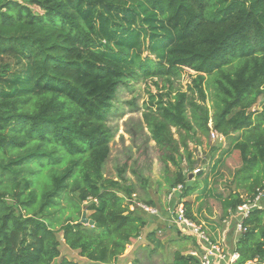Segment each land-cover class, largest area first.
<instances>
[{
	"label": "trees",
	"instance_id": "16d2710c",
	"mask_svg": "<svg viewBox=\"0 0 264 264\" xmlns=\"http://www.w3.org/2000/svg\"><path fill=\"white\" fill-rule=\"evenodd\" d=\"M140 35L150 40L153 59L136 51ZM183 68L195 73L190 90L201 102L204 85L212 87L211 130L207 107L185 93L151 101L144 123L165 152L162 162L178 169L170 183L182 185L177 206L212 244L228 247L223 233L211 238L191 213V152L170 129L193 137L195 126L223 142L210 171L227 169L226 159L239 154L234 176L246 198L215 192L206 177L200 190L220 205L233 233L236 207L264 191V0H0V264H117L148 221L160 223L128 209L133 193L121 178L103 176L112 139L107 121L119 88ZM262 196L242 219L245 230L227 255L238 254L233 264H264ZM82 206L94 226L79 223ZM154 236L146 240L154 243ZM61 243L85 262L62 255ZM199 255L174 252L173 264H199Z\"/></svg>",
	"mask_w": 264,
	"mask_h": 264
},
{
	"label": "rangeland",
	"instance_id": "374dc122",
	"mask_svg": "<svg viewBox=\"0 0 264 264\" xmlns=\"http://www.w3.org/2000/svg\"><path fill=\"white\" fill-rule=\"evenodd\" d=\"M34 11L38 12L39 10L34 8ZM125 13L121 12L120 14L124 16ZM134 27L138 30L142 24L137 22ZM136 51L142 58H154L150 51V40L143 35L138 38ZM193 78H195V73L183 68L176 76H171L168 79L154 77L130 81L127 87H121L116 92L113 100L115 110L109 115L107 121V126L112 132V139L109 143L108 158L102 168L103 176L113 180L121 178L122 183L130 186L136 200L141 203L150 200L159 210L165 209V196L170 190V183H173L178 169L171 161L162 162L161 157L165 152L160 150L152 141L144 123L143 114L147 113L148 108H153L150 104L151 101L156 103L160 98H171L177 93H185L190 100L207 107L210 117L208 127L211 130V117L214 113L212 87L204 85L206 98L205 102H201L198 95L190 90ZM205 78L208 79L207 76ZM260 103L258 102L252 110L258 109ZM187 117L192 122L190 107H187ZM194 128L196 134L193 137H187L184 131H178L176 128L170 129L173 139L177 143L182 144L184 142L187 144L188 150L191 152L193 169L199 170L198 173L193 174L195 175L194 179L189 180V182L191 181L189 185H194L196 190L185 200L190 202L192 215L205 224L211 238L218 240L223 233L228 245L223 249L226 255H229L240 232L235 229L231 233L229 222L225 221L229 226L222 222L220 205L215 200L202 196L200 190L204 184L203 179L206 177L209 187L215 192L222 195L233 192L240 194L242 198H246V188L234 176V172L241 166L240 157L237 152H234L225 161L227 169L219 165L210 171L209 166H211L219 149L215 152L214 150L223 145V142H217L212 139L210 133L204 135L195 126ZM179 152L182 154L183 149L180 148ZM181 166L183 167L182 173L188 175L185 163H182ZM261 195H263L264 201V191L261 192ZM62 205L66 206L64 201ZM83 207L80 210V218ZM128 209L130 210L129 206ZM89 215L90 212L86 211L87 219ZM232 216L234 215L231 214ZM147 225V229L145 228L142 233L156 229L155 242L146 241L143 236L142 241L137 242L133 248L126 247L123 258L117 264H173L172 255L174 252L188 255L191 250L195 251L192 240L187 239L186 235L184 237L178 235L170 221H160L159 223L150 220ZM155 226L158 228H154ZM61 254L73 261L85 262L76 251L69 250L62 243ZM57 262L58 260H55L54 264Z\"/></svg>",
	"mask_w": 264,
	"mask_h": 264
},
{
	"label": "built area",
	"instance_id": "2783aa9c",
	"mask_svg": "<svg viewBox=\"0 0 264 264\" xmlns=\"http://www.w3.org/2000/svg\"><path fill=\"white\" fill-rule=\"evenodd\" d=\"M212 139L214 140L215 134L210 133ZM199 170H194L193 174L198 173ZM182 191V185H176L171 188L165 196V213L167 216L161 218L159 209L149 207L141 202H137L135 195H132L133 200L129 205L130 211L134 210V206L140 208L145 213L151 216L160 217L162 220L170 221L174 227L181 231L182 235H188L194 239L200 247V255L192 253V255H199L200 262L199 264H233L238 259V254L233 252L229 257H227L223 247L216 244H212L209 240V236L199 225L193 223L186 217L185 208L182 206H177L178 202L182 201L179 197ZM261 194L259 193L252 202L246 201L243 204L236 207L235 215V229L237 232H242L245 229L242 227V219L245 218L249 210L254 207L258 202ZM177 206V207H176ZM176 207V208H174ZM227 225V223L225 222ZM229 226V225H227ZM245 264H261L256 259L248 261Z\"/></svg>",
	"mask_w": 264,
	"mask_h": 264
},
{
	"label": "crops",
	"instance_id": "0c3cea01",
	"mask_svg": "<svg viewBox=\"0 0 264 264\" xmlns=\"http://www.w3.org/2000/svg\"><path fill=\"white\" fill-rule=\"evenodd\" d=\"M155 217H157V216H155ZM162 217H165V216H162V215H161V218H162ZM157 218H158L160 221H165V220H162L160 217H157ZM153 221H155V220H153ZM155 222H156V221H155ZM165 222H167V221H165ZM153 226H154V225H153ZM168 226H169V225H168ZM147 227H148V225H146L145 228L147 229ZM156 227L158 228V226H155L154 228H156ZM173 227H174V226H173ZM145 228H144V229H145ZM154 228H153V229H154ZM174 228L177 229L176 227H174ZM144 229H143V230H144ZM155 230H156V229H154V231H148V230H147L148 232L146 231V233H141V235H140V236H139V237H138V238H137V239H136L131 245H129V247H130V248H133L134 245H135L137 242L142 241L143 236H144V239H146V235H147L148 233L155 232ZM177 230H178V229H177ZM144 232H145V231H144ZM146 241H147V240H146ZM127 247H128V246H127ZM192 253H196V250H195V251H192V250H191L189 254H192ZM122 256H123V255H122ZM122 256H121L120 260L123 258ZM120 260H119V261H120ZM119 261H118V263H119Z\"/></svg>",
	"mask_w": 264,
	"mask_h": 264
},
{
	"label": "water",
	"instance_id": "95a60500",
	"mask_svg": "<svg viewBox=\"0 0 264 264\" xmlns=\"http://www.w3.org/2000/svg\"><path fill=\"white\" fill-rule=\"evenodd\" d=\"M193 177L192 174L189 175V180H191ZM79 223L83 224V225H88V226H94L93 221L87 219L86 217V207L83 208L82 214H81V218Z\"/></svg>",
	"mask_w": 264,
	"mask_h": 264
}]
</instances>
